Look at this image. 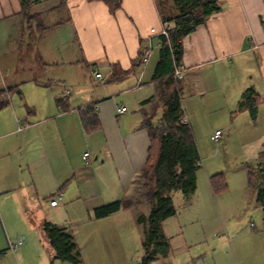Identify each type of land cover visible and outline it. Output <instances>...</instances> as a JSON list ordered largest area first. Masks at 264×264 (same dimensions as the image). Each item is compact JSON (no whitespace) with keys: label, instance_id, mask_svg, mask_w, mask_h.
Instances as JSON below:
<instances>
[{"label":"crops","instance_id":"0c3cea01","mask_svg":"<svg viewBox=\"0 0 264 264\" xmlns=\"http://www.w3.org/2000/svg\"><path fill=\"white\" fill-rule=\"evenodd\" d=\"M47 1L49 10H63L65 18L28 41L21 0H0V91L14 89L10 104L0 110V241L5 242L16 225H31L29 215L46 206L67 209L68 218L63 224L40 218L39 231L45 222L72 233V227L91 225L96 240L108 239L116 223L95 219L93 210L122 200L147 161L145 120L153 111L148 99L156 94L152 77L162 47L161 37L151 30L160 31L164 22L157 0H122L114 14L100 0H64L61 7V0H36L30 12L37 14ZM220 1L222 10L182 40L185 114L193 129L195 113L203 107L205 113L228 114L224 127L229 133L235 134L238 126L241 132L256 134L257 126L264 131V0ZM148 49L151 55L143 63ZM96 70L103 80L95 78ZM249 88L256 94L255 119L249 108H240ZM186 91L189 101L184 102ZM121 107L124 113H119ZM89 108L98 124L87 130L83 110ZM255 137L242 155L244 163L264 151V134ZM85 152L91 154L89 164L83 160ZM245 170L248 177L247 166ZM245 190L239 207L232 203L224 209L230 211L225 212L228 222V214L244 209L252 197L248 182ZM208 196L207 206L193 209L204 217L213 207ZM179 224L178 234L189 247L196 230ZM6 253L1 251L0 257ZM235 262L240 264L237 258Z\"/></svg>","mask_w":264,"mask_h":264},{"label":"rangeland","instance_id":"374dc122","mask_svg":"<svg viewBox=\"0 0 264 264\" xmlns=\"http://www.w3.org/2000/svg\"><path fill=\"white\" fill-rule=\"evenodd\" d=\"M51 6L50 1L42 4L36 10L39 11L38 18L30 24L26 25L25 23L24 31H30L26 33V40L29 41L36 34H43L54 28L53 22L64 20V11L53 12L54 10H49ZM238 86L240 85H237V90H239ZM188 94V91L183 94L184 102L189 101ZM161 103L159 100L157 105ZM232 107L235 105L233 104ZM156 110L158 112H149L151 115L157 112L155 122L161 115V109ZM204 110L201 107L198 113H195L194 135L202 158V167L197 172V192L192 197L191 195L185 197L181 192L173 193L177 213L162 223L169 249L164 255L158 253L150 264H236V258L240 264H264L263 214L255 202L254 189L252 197L249 198L244 209L239 210L238 208V211L228 214L232 217L229 222L225 212L230 211H224L232 203L233 206L239 207L244 197V191L247 192L245 189L248 177L245 170L246 163L243 162L242 155L250 151L251 140H256L255 136L264 134V131L262 126H257L254 128L256 134L255 132L248 134L241 132L237 126L235 134H231L224 127L228 120V114L223 116V112L205 113ZM206 110L210 111L207 108ZM233 117L235 116H231V118ZM217 129L222 130L224 135L220 141L215 142L210 137ZM218 173L223 174L227 189L214 194L210 179ZM144 181V178H138L139 186L132 184L129 190L134 193L133 189H136L139 190L138 193H141V196L137 195L135 200L140 197L144 198L142 196L146 191ZM209 192L211 197L208 196ZM207 196L213 207L210 213L205 212V214H209V217H204L203 212L198 213L193 209L206 205L209 202ZM57 199L59 200V195ZM148 210L149 205L143 199L142 203L130 205L118 213V216L113 213L100 218V220L109 219L116 223V227L113 229L116 232L111 234L114 238L111 236L108 239L97 237L96 240L95 233L92 235L94 231L91 225L72 227L73 233L79 240L83 264H142L146 256L143 246L146 239V224L139 222L138 218L142 214L147 215ZM56 211L58 216H56ZM68 214L67 209L64 211L61 206L57 209L46 206L40 211H33L29 215L32 226L29 224V226L24 225L25 228H20L16 225L14 233H9L8 239L3 240L5 242L0 241V252L7 251L6 256L0 257V264H62L59 260L53 262L52 250L45 240L43 231L38 230L40 224L37 222L41 218L43 221L51 222L52 219L58 221L56 224H63L67 220ZM178 223H181L179 226L182 228H188V226L195 228L196 235L199 234V237L203 239L202 242H199L201 239L196 236L194 243L187 247L183 236L178 234ZM217 226H221L222 229H217ZM100 227L102 231L103 224ZM202 227L205 229V235ZM225 227L228 231H225ZM259 232H262L260 236ZM18 237H24V245H20L16 252H12L10 243Z\"/></svg>","mask_w":264,"mask_h":264},{"label":"trees","instance_id":"16d2710c","mask_svg":"<svg viewBox=\"0 0 264 264\" xmlns=\"http://www.w3.org/2000/svg\"><path fill=\"white\" fill-rule=\"evenodd\" d=\"M35 1L21 0L26 25L38 18V14L30 12ZM100 1L106 3L113 14L122 6V0ZM63 3L64 0H61L60 7ZM157 6L163 22H174L175 28L170 31L168 37H161L160 59L152 77L156 94L148 99V102L154 103L153 111L158 112L156 109H161V115L156 122L153 120L157 117V112L146 116L145 125L148 127L150 139L148 158L133 181L138 187V178H144V188H146L142 195L144 198L135 200V197L139 194L141 196V193L133 189L134 193L129 191L130 193L122 200L93 210L95 219H100L130 205L140 204L143 199L146 200L149 205L148 214H142L138 218L139 222L146 224V239L143 242L146 256L142 264H150L158 253L164 255L169 249L162 223L177 213L173 193L181 192L183 196L188 197L197 189V172L201 168L198 162L201 160V155L191 123L180 122L185 110L180 79L175 78L174 71L176 64L182 60V40L222 10L220 0H157ZM13 94L12 88L0 91V110L10 104V97ZM255 96L254 90L248 89L240 102V108H249L252 119L256 117ZM159 100L162 103L157 105ZM57 103H60V100ZM83 120L87 130L96 128L98 124L92 108L83 110ZM246 166L248 185L255 191L256 203L264 219V151H261L254 161L246 163ZM210 184L214 194L227 189L221 173L214 175L210 179ZM43 233L52 250L53 262L59 260L62 264H83L81 249L71 231L45 222Z\"/></svg>","mask_w":264,"mask_h":264},{"label":"built area","instance_id":"2783aa9c","mask_svg":"<svg viewBox=\"0 0 264 264\" xmlns=\"http://www.w3.org/2000/svg\"><path fill=\"white\" fill-rule=\"evenodd\" d=\"M175 28V23L174 22H167L164 23L162 29L160 31H156L155 29H152L151 32L153 35H158L160 37L164 36V37H168L169 33L172 29ZM151 55V50L148 49L146 51L143 52V63H147L149 57ZM185 74V68L183 67V65L181 64V62H178L175 66V71H174V76L176 79H182L183 76ZM93 75L95 76L96 79H100L103 80V75L101 72H99L98 70L93 72ZM126 111L125 107H121L119 109V113H124ZM181 123L187 124L189 122V119L187 117L186 114H184L181 119H180ZM21 129V127L19 128ZM223 135V131L222 130H217L214 135L212 136V140H214L215 142H218L219 139L222 137ZM83 160L85 162V164H89L90 160H91V154L90 152H85L83 155ZM198 165L200 167H202V160H200L198 162ZM59 199H61V195H59ZM58 203V199L54 200L51 202L52 205H56ZM24 239L23 237H18L15 242L10 244V249L12 252H16L17 249L19 248L20 245H22Z\"/></svg>","mask_w":264,"mask_h":264}]
</instances>
